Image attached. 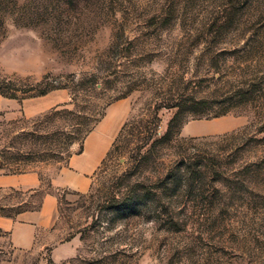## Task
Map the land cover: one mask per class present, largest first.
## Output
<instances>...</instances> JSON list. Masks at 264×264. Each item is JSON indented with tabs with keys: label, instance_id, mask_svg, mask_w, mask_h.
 I'll return each mask as SVG.
<instances>
[{
	"label": "rangeland",
	"instance_id": "374dc122",
	"mask_svg": "<svg viewBox=\"0 0 264 264\" xmlns=\"http://www.w3.org/2000/svg\"><path fill=\"white\" fill-rule=\"evenodd\" d=\"M0 94L47 100L0 119V171L45 181L127 111L90 189L57 192L69 264H264V0H0ZM39 199L0 189V215Z\"/></svg>",
	"mask_w": 264,
	"mask_h": 264
},
{
	"label": "crops",
	"instance_id": "0c3cea01",
	"mask_svg": "<svg viewBox=\"0 0 264 264\" xmlns=\"http://www.w3.org/2000/svg\"><path fill=\"white\" fill-rule=\"evenodd\" d=\"M48 107L43 97L22 99L0 94V119L18 115L31 116ZM127 114L124 104L113 106L82 143V150L73 153L66 162L55 168L45 181L37 171L6 174L0 171V189L10 188L40 193L37 206L23 209L13 216L0 215V229L7 234L12 248L11 257L2 264H29L30 257L49 246L55 264H69L75 255L74 242L55 241L59 190L86 193L93 177L111 149L114 138ZM227 122H199L187 126L186 135H207L222 131Z\"/></svg>",
	"mask_w": 264,
	"mask_h": 264
},
{
	"label": "trees",
	"instance_id": "16d2710c",
	"mask_svg": "<svg viewBox=\"0 0 264 264\" xmlns=\"http://www.w3.org/2000/svg\"><path fill=\"white\" fill-rule=\"evenodd\" d=\"M11 98H14V97H11ZM225 113H227V110H225V109H223V110H220V111H217V112H215L214 114H213V117H217V116H219V115H222V114H225ZM103 115V113H101L100 114V116H102ZM94 126V125H93ZM93 126H91V127H89L86 131H85V135H84V137L94 128ZM84 137L82 138V141H81V143H80V146H79V150L77 151V152H80L81 150H82V143H83V139H84Z\"/></svg>",
	"mask_w": 264,
	"mask_h": 264
}]
</instances>
